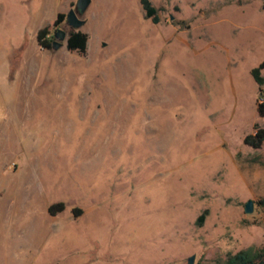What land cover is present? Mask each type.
I'll return each mask as SVG.
<instances>
[{"label": "rangeland", "instance_id": "rangeland-1", "mask_svg": "<svg viewBox=\"0 0 264 264\" xmlns=\"http://www.w3.org/2000/svg\"><path fill=\"white\" fill-rule=\"evenodd\" d=\"M76 1L0 0V264H216L262 244L264 143L243 137L264 127V0H150L157 23L91 0L86 53L43 49Z\"/></svg>", "mask_w": 264, "mask_h": 264}, {"label": "trees", "instance_id": "trees-1", "mask_svg": "<svg viewBox=\"0 0 264 264\" xmlns=\"http://www.w3.org/2000/svg\"><path fill=\"white\" fill-rule=\"evenodd\" d=\"M144 16L150 19L152 23L159 21L157 8L150 0H139ZM65 19V14L58 12L56 18L38 29L36 33V41L43 49H50L53 35L50 34V27L58 25ZM88 35L79 29L69 30L66 38L65 47L69 51H75L80 55L86 53ZM264 67V62L251 69V76L259 87L261 101L257 104L256 110L258 116H264V75L261 73ZM243 142L253 148H260L264 143V127L258 124L254 125V131L248 133L243 137ZM258 204L264 206V197L257 201ZM64 204L62 202L51 204L48 207V213L54 215L56 212L63 210ZM207 210H203L196 218V224L201 225L205 219ZM216 264H264V241L260 245H250L246 248L240 249L236 252H228L223 258L216 260Z\"/></svg>", "mask_w": 264, "mask_h": 264}, {"label": "water", "instance_id": "water-1", "mask_svg": "<svg viewBox=\"0 0 264 264\" xmlns=\"http://www.w3.org/2000/svg\"><path fill=\"white\" fill-rule=\"evenodd\" d=\"M91 0H77L75 7L69 9L65 15V20L67 24L73 29L81 28L85 23L86 19L82 18L81 15L86 11ZM67 38V33L62 28H57L54 32V39L52 41L51 47L53 49H58L65 45ZM254 209V200L249 199L244 203V212L249 214L252 213ZM193 256L188 258V264L193 263Z\"/></svg>", "mask_w": 264, "mask_h": 264}, {"label": "flooded vegetation", "instance_id": "flooded-vegetation-1", "mask_svg": "<svg viewBox=\"0 0 264 264\" xmlns=\"http://www.w3.org/2000/svg\"><path fill=\"white\" fill-rule=\"evenodd\" d=\"M67 33V32H66ZM52 41H53V39H52Z\"/></svg>", "mask_w": 264, "mask_h": 264}]
</instances>
